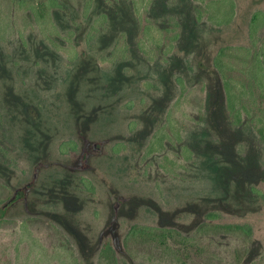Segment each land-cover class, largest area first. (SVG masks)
<instances>
[{
  "label": "rangeland",
  "instance_id": "1",
  "mask_svg": "<svg viewBox=\"0 0 264 264\" xmlns=\"http://www.w3.org/2000/svg\"><path fill=\"white\" fill-rule=\"evenodd\" d=\"M262 16L264 0H0V264H233L245 244L236 264H264ZM206 221L251 237L202 234L200 260L125 245L136 224L194 238Z\"/></svg>",
  "mask_w": 264,
  "mask_h": 264
},
{
  "label": "trees",
  "instance_id": "2",
  "mask_svg": "<svg viewBox=\"0 0 264 264\" xmlns=\"http://www.w3.org/2000/svg\"><path fill=\"white\" fill-rule=\"evenodd\" d=\"M44 3V2H43ZM262 14L260 12L255 13L253 16L252 23L258 20L259 16ZM264 17V16H262ZM6 197L10 198L11 200L15 197L13 193L10 191L7 193ZM5 215V214H4ZM4 216L1 217L3 219ZM208 218H212V214L208 215ZM251 226L249 224H216L211 221H206L200 225L198 231L194 238H187L182 236L177 230L173 228H166V227H158L152 225H142L136 224L133 225L126 237L125 245L126 248L130 251L137 244L145 243V241L157 242L161 245H165L169 247L170 242L178 243L179 247L176 249L181 252L182 256L186 258L188 254L191 253L193 257L200 260L203 257V254L206 253V243L204 239L201 237L202 234L207 233H221V232H230L236 233L239 236L250 238L251 237ZM209 248V247H207ZM247 245L243 246H235L231 249L232 253L234 254V262L236 264L241 259V251L245 250ZM102 254L110 255L115 254L114 248L111 246L110 243H107L103 248ZM183 258V259H185Z\"/></svg>",
  "mask_w": 264,
  "mask_h": 264
}]
</instances>
